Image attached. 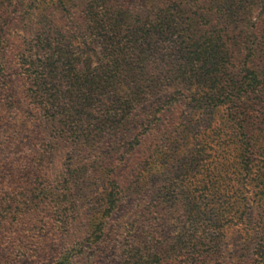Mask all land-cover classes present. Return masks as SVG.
Segmentation results:
<instances>
[{
  "label": "trees",
  "instance_id": "1",
  "mask_svg": "<svg viewBox=\"0 0 264 264\" xmlns=\"http://www.w3.org/2000/svg\"><path fill=\"white\" fill-rule=\"evenodd\" d=\"M41 1L18 0L12 17L27 22L25 8ZM59 1L56 33L37 28L31 43L0 36V153L15 150L0 157V264L38 263L47 228L60 229L52 216L60 207V177L51 169L60 140L92 146L108 128L114 136L161 88L170 90L161 105L143 109L147 131L161 110L181 102V114L185 105L192 111L174 120L163 141L147 146L138 138L137 174L144 165L149 174L142 182L156 186L150 199L113 229L122 201L114 184L94 229L78 230L70 249L47 264H97L108 233L116 252L107 264H228V229L243 234L246 249L254 231V260L264 264V0H166L172 11L168 5L161 28L178 55L165 73L136 68L155 58L151 37L159 19L124 23L127 0ZM80 53L103 60L82 71L72 58ZM179 129L188 140L177 154Z\"/></svg>",
  "mask_w": 264,
  "mask_h": 264
},
{
  "label": "rangeland",
  "instance_id": "2",
  "mask_svg": "<svg viewBox=\"0 0 264 264\" xmlns=\"http://www.w3.org/2000/svg\"><path fill=\"white\" fill-rule=\"evenodd\" d=\"M84 2L85 1L77 5V9L81 10ZM36 3V6L25 8L26 13L23 16L29 18L26 22L25 20L20 21V19L12 17V12L17 8L18 0H0V36L5 35V38L8 39L10 43L13 40L31 43L37 28L51 27L54 33L60 30V1L42 0ZM75 3H79V1ZM116 5H118V2H116ZM168 5L171 12L172 4L166 2V0L126 1L124 9H127L128 14L121 16L124 23L126 21L135 24V21L140 20V23L143 24L147 19H152V17L154 19H159L156 31L158 33H154L151 37L153 46L157 47L155 58L152 61L150 59H144L148 64V69L142 63L137 64L136 68L142 67L149 72V65H153L156 72L165 73L171 65L175 63L178 53L171 49V46L169 47L168 33L162 31L161 28L162 21L166 20L165 18H161V15L164 17V15L170 13L165 11ZM219 5L220 3L216 4L215 10H218ZM201 6L209 8L211 4L205 2V4H201ZM68 7L72 8L71 6ZM159 11H161V13L158 15L157 13ZM223 12L224 10L221 11L220 14L216 13L215 17L218 18V15H224ZM76 42L80 50L84 51L86 49L85 41L81 38L77 39ZM5 50V52L9 53V47H6ZM83 55V53H80L79 56L74 55L72 57L76 63H78L77 59L79 58V68H81L82 71L86 70V64H88V62L92 67H96L99 66L103 60L102 57H98L94 55V53H89V56ZM128 81L129 80L126 78V82H123L122 85L126 84ZM122 85H118V88L121 89ZM194 87L195 85L192 86V88ZM169 92L170 90L167 88L155 90L152 96L143 100L142 105L138 108L139 110L135 112H139V115L133 114L126 119L122 128L118 130L114 136L108 133V128L106 133L103 132L98 137L91 140L90 143L92 146L84 145L79 141L75 143L71 141V139L60 140L58 151L54 156L55 161L51 162L53 177L55 176L54 173L58 174L60 177V201L58 203L60 207L57 212L52 211L54 219L60 220V229H58V227L54 228V225L47 228L48 236L43 250L44 258L39 259L38 263L34 264L51 263L52 260L59 256L64 248L67 250L70 249L72 240L75 239V234L78 233V230H93L95 225L94 222L98 216H101V212L108 200L106 193L114 184L121 189L122 201L120 209L118 210V215L115 217L116 220L111 225L113 229L114 227L120 229L123 222L128 219L133 210L147 203V200L150 199L148 196L152 194V190H155L156 186H154L153 182H149L147 185H144L145 182H142L143 176L149 174L148 168L144 167V165H142V177L138 176L139 173L137 174L138 165L142 160L140 158L143 155V147L139 145L138 138L141 139L142 143H148L147 146L154 143L156 138H159V142L163 141V139L167 137L162 138L163 135L174 128L172 125L175 121H183L186 113L192 111V105H185L186 113L181 114V110L177 107H180L182 103L175 104V106H173V104L171 109L167 111H165L166 109L161 110L157 113L156 116L158 119L155 118L156 120H154L153 117L150 118V122L152 120L153 122L147 131L146 127L142 125L143 123L147 125L149 118H144L145 121H143V109L146 111L152 103H154L156 107L157 105L160 106V99L162 97L166 99ZM196 117L197 115L193 119H196ZM150 129L151 132H149ZM180 131L181 129L173 135V137L176 138V140H174L176 147L173 149L174 151L180 150L179 145L186 143L188 140ZM149 133L155 134V136ZM136 135L139 136L136 137ZM22 139L23 137L20 138V140ZM131 140L133 144H128ZM43 141H46V139L39 138L37 143ZM31 144V141H29L28 146ZM14 153L15 150H7L4 155L0 153V157L12 156ZM170 153L172 154V152ZM162 154H164V152ZM158 177H160V175ZM154 182L157 183V177ZM250 205L255 207L253 202H251ZM51 206L56 209L53 203ZM48 212L51 211L49 210ZM48 214L45 213L43 215L46 220L51 219ZM63 218L66 224L61 221ZM252 235L253 236L249 238L248 248L246 249L244 248L245 237L243 234L236 232L234 229L227 230L225 249L227 254L226 261L228 264H256L253 251L258 240L254 231ZM106 236H108V238H104L102 242L106 243L103 246L102 252L98 254L99 262L97 264L109 263L116 252V249L113 248L114 246L111 245V241L113 240L112 236H110L109 233ZM23 264L32 263L30 261H25Z\"/></svg>",
  "mask_w": 264,
  "mask_h": 264
}]
</instances>
